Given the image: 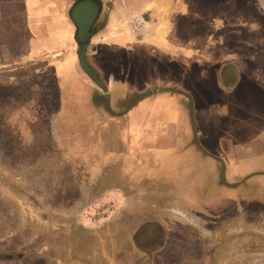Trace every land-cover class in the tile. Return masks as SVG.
<instances>
[{
    "label": "rangeland",
    "instance_id": "rangeland-1",
    "mask_svg": "<svg viewBox=\"0 0 264 264\" xmlns=\"http://www.w3.org/2000/svg\"><path fill=\"white\" fill-rule=\"evenodd\" d=\"M106 7L111 12L92 23L94 32L83 47L104 79L93 51L104 40L96 28L109 17L131 43L147 39L156 26V39L170 44L172 60L202 65V71L174 62V70L169 67L170 81H181L193 96L162 91L157 100L139 99L129 109L130 126L106 132L109 141L136 142V120L141 133L151 118L149 136L141 140L165 146L161 161L143 154L144 163H129L127 173L164 181L168 192L181 189L197 215L187 213L192 219L186 222L184 211L171 210L174 220L167 229H142L155 233V241L131 242L139 230L137 217L116 212L113 201L99 204L94 194L110 179L88 177L83 163L69 155L72 141L81 149L86 132L80 116H71L73 130L55 129V114L60 117L64 107L52 67L40 58L9 64L6 35L0 33V264H264V83L241 77L235 90L219 87L227 89L238 75L264 74V0H168L137 13L141 16L126 10L123 17L113 14H121L113 3ZM67 42L76 55L75 40ZM132 60L139 75L148 64H160L152 57ZM68 79L72 85L66 89L74 90L77 81ZM147 108L145 119L141 111ZM157 109L167 112L158 116ZM222 140L229 142L228 151ZM140 150L145 151L141 144ZM158 151L151 148L150 154ZM246 174L252 178L236 184L233 178ZM84 186L90 188L86 195Z\"/></svg>",
    "mask_w": 264,
    "mask_h": 264
},
{
    "label": "crops",
    "instance_id": "crops-1",
    "mask_svg": "<svg viewBox=\"0 0 264 264\" xmlns=\"http://www.w3.org/2000/svg\"><path fill=\"white\" fill-rule=\"evenodd\" d=\"M73 1L0 0V33L6 35V61L10 64L11 61L21 62L40 58L48 62L47 65L52 67L53 76L59 84L58 95L61 105L64 107L60 117L56 115L57 113L55 114V129L59 132L73 130V124L70 126V120L71 116L76 114L80 116L81 121L86 126V132L84 133V138H82L83 142L79 145L81 149L77 151L73 146L75 142L72 141V149L70 148L69 155L74 156L73 160L83 163L84 169L87 171L86 175L89 173L88 177L94 178L98 176L101 180L110 179L109 184L94 193L98 195L99 204L103 201H107L108 204L113 201L115 202L116 212L131 211L137 217L138 221L136 223L139 230L137 232L134 231L130 235V241L133 243L153 242L156 239V234L144 232L143 228L151 229L154 227L156 230L159 227H168L174 220L171 210L184 211L183 217L187 218V222L188 218H191L189 215H197L194 212L196 210L188 206L187 201L182 199L180 196L182 193L181 189L168 192L167 188L169 186L164 181L161 183L160 180L159 182L156 178L150 175L147 176L144 172H140L142 174H134L133 177L127 173L128 166H130L129 163L135 167L137 166L136 164L144 163L143 154L146 155V160H151V157H153L154 161H161V153L165 146L151 144L150 142L143 143L141 140V138L146 139L149 136L151 118L145 120L148 123L145 130L140 128V130L144 131L141 133L138 132L139 128H135L140 122L134 119L137 121V124L133 127L134 136L137 139L136 142L141 140L139 145L136 144L134 138L132 142H127L123 145L121 141H109L106 138L108 135L106 132H112L117 127L121 129L122 126L124 128H126L125 126H130V114L128 112L134 102L139 99L149 98L150 100H157L158 95L162 91L167 92L169 96L181 92L191 93L182 88L181 81H170L171 75L168 73L170 72L169 67L173 68L171 62H174L173 66H178V68L193 66L196 70L199 68L198 70L200 71H202V65L194 62V60L184 61L186 58L177 62L175 59L172 60L171 56L167 54L171 50L170 44L156 39L157 33L160 34L156 26H154L153 33L147 39L131 43L128 42V37H125L126 34L117 32L119 30L115 25L117 20L109 17L105 25L98 30L104 36V40L100 39V42L94 43L96 49L94 47L95 51L93 53L101 64L98 65L101 68L103 67L102 69L106 72V75L109 77V74H113V76L104 79L101 75H98L99 70L90 61V58L86 60L97 72L99 81L104 83L107 88V90L101 91V87L88 78L80 68L75 51L73 52L72 49H69L67 40L72 37L73 25L69 16L66 15V11ZM98 1L102 4L106 2V0ZM110 1L114 6L120 8L121 12V14H116L115 11L113 14L123 17L127 15L126 10L136 13L134 15L141 16L137 13L147 10L149 7H156L158 2H166L168 0ZM131 15L134 16L133 14ZM141 30L143 32L144 28ZM97 46L101 47L102 50L99 51ZM90 48L91 46L89 45V51ZM183 48L186 52L185 45ZM68 51L69 54L63 56V52ZM141 57L156 58L160 61V64L156 68L154 64H148L141 75H139L136 65H131L130 63L134 61L132 60L133 58ZM249 63L246 66L249 67ZM130 70H132V73H130ZM114 75H117V77H114ZM68 77L77 81L78 86L74 90L66 89V87L70 88L72 85L67 84V82L71 83ZM160 77L162 78L159 79ZM241 77L254 79L259 77L258 82L260 84L264 83V74L259 76L243 74L238 75L235 80L232 78V85L226 86L227 89L223 86L219 87L224 90H228V88L235 90L236 84ZM215 81L218 84L219 80L215 79ZM96 94L99 96H95ZM191 96H193L192 93ZM91 99L97 102L99 106L92 103ZM101 99L103 100L102 105ZM141 112V116L145 115V119L150 115L148 108ZM153 112H155V115L159 114L158 116H161V113L167 111L159 112L157 109V111ZM126 131H129V128ZM87 132L91 133L89 141L86 140V137H88ZM94 132L99 135L98 139L93 138ZM228 143L226 140H222V145L226 151L229 149ZM140 144L145 149L143 153H141ZM151 148H158L160 151L156 154H150ZM103 172L105 174H102ZM249 175H239L233 179L236 180V184L241 182L246 184L252 178ZM261 178L264 179V176ZM89 189V187L84 186L82 194L86 195L90 191ZM247 196H249L248 192ZM260 200L264 201V198H260ZM144 212H146L145 215L147 217H144L145 215L142 216ZM138 235L140 238H138Z\"/></svg>",
    "mask_w": 264,
    "mask_h": 264
},
{
    "label": "flooded vegetation",
    "instance_id": "flooded-vegetation-1",
    "mask_svg": "<svg viewBox=\"0 0 264 264\" xmlns=\"http://www.w3.org/2000/svg\"><path fill=\"white\" fill-rule=\"evenodd\" d=\"M88 1L90 2L83 1L80 4H78L75 7V9L72 10L71 17L69 18L73 25L72 38L75 40V42L76 41L81 42L80 44H76V46L79 47L76 53L78 64L88 78H90L93 82H95L92 78V77H95L100 83L95 70L91 67V65L85 59L86 55L83 51V47L84 45L88 43L89 36L94 32L93 30H91L92 23L95 22L97 19L101 18L100 15L103 14V12H104V18H106V16L111 12V7H106V4L107 2L109 3H112V2L110 0H106V2L102 4L98 0H94V1L88 0ZM91 7H93L94 10L92 11V14L90 15ZM103 7H104V10H102ZM103 24L104 22L100 26H98L96 29L99 30V28L102 27ZM86 34H87V38H86ZM77 37L79 38L83 37V39L80 38L81 40L80 39L76 40ZM82 63H83L84 68L87 71L83 69Z\"/></svg>",
    "mask_w": 264,
    "mask_h": 264
},
{
    "label": "water",
    "instance_id": "water-1",
    "mask_svg": "<svg viewBox=\"0 0 264 264\" xmlns=\"http://www.w3.org/2000/svg\"><path fill=\"white\" fill-rule=\"evenodd\" d=\"M83 1H85V0H74L72 3H71V5H70V7H69V10H68V16L69 17H71V12H72V10L73 9H75V7L78 5V3L80 4L81 2H83ZM91 1H94V0H91ZM86 14V13H85ZM92 14V12L90 11V15ZM90 18H91V16H90ZM76 24V23H75ZM81 39H83V37H80ZM79 37H77V39L76 40H78V39H80ZM86 38H87V34H86ZM86 38H84V39H86ZM80 39V40H81ZM81 42H79V41H76V44H80Z\"/></svg>",
    "mask_w": 264,
    "mask_h": 264
},
{
    "label": "trees",
    "instance_id": "trees-1",
    "mask_svg": "<svg viewBox=\"0 0 264 264\" xmlns=\"http://www.w3.org/2000/svg\"><path fill=\"white\" fill-rule=\"evenodd\" d=\"M82 67H83V69H85L84 66H83V63H82ZM85 70H86V69H85ZM86 71H87V70H86ZM92 78H93V80H94L96 83H99L98 80H97V78H95V77H92Z\"/></svg>",
    "mask_w": 264,
    "mask_h": 264
}]
</instances>
